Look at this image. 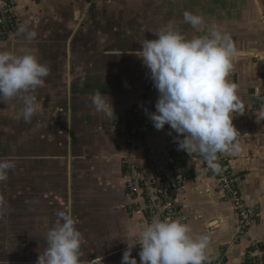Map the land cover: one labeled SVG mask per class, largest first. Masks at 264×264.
<instances>
[{"label": "crops", "instance_id": "0c3cea01", "mask_svg": "<svg viewBox=\"0 0 264 264\" xmlns=\"http://www.w3.org/2000/svg\"><path fill=\"white\" fill-rule=\"evenodd\" d=\"M172 1L175 9L169 11L157 0H11L19 29L8 38L0 36V51L22 54L34 48L50 68L45 86L36 90L38 110L30 122L19 115L20 103H0V159L16 165L0 182V197L20 190L23 232L40 238L31 249L36 261L20 264H37L47 231L62 222L59 211L71 214L82 233L81 264L101 256L103 264H121L124 238L144 224L130 211L134 200L126 190V171L143 168L145 152L139 138L129 146L117 128L128 123L134 109L155 111L158 91L135 53L169 23L186 39L210 36L216 26L234 44L228 79L237 86L243 114L233 118L240 133L237 147L223 153L242 206L258 215L239 235L238 211L219 182L201 171L197 152L187 164L188 181L174 199L193 233L208 238L204 264L216 259L259 264L264 257V120L256 118L264 110V0ZM186 11L201 16L204 24L185 23ZM21 29L36 33L30 44ZM96 93L112 101L110 118L92 106ZM173 139L183 136L158 130L148 143L160 154ZM137 249L132 256L140 264ZM4 260L0 264H12Z\"/></svg>", "mask_w": 264, "mask_h": 264}, {"label": "clouds", "instance_id": "9594fccd", "mask_svg": "<svg viewBox=\"0 0 264 264\" xmlns=\"http://www.w3.org/2000/svg\"><path fill=\"white\" fill-rule=\"evenodd\" d=\"M184 22L197 28L204 24L201 16L184 13ZM25 43L36 37L34 31L21 29ZM157 39L141 44L136 55L149 70V77L158 91L155 111L147 112L157 130L169 125L178 136L179 148L192 155L199 152L209 160L216 153L230 152L237 147L239 131L233 124L234 114H243L237 86L228 77L233 68L236 49L230 37L213 26L210 36L186 39L172 23L156 33ZM50 68L42 63L34 48L22 54L0 51V103L22 105L19 115L30 122L38 110V88L45 86ZM95 111L111 117L114 108L104 96H91ZM4 111V110H0ZM257 122L264 120V110L256 114ZM171 134V132L169 133ZM16 167L11 159H0V182L9 179ZM0 197V216L7 211ZM46 233L47 247L37 264H81L82 233L76 220L65 211ZM127 247L121 264H137L132 256L139 245L140 264H204L208 238L194 234L191 226L179 220H161L154 216L124 238ZM103 264V256L91 260Z\"/></svg>", "mask_w": 264, "mask_h": 264}, {"label": "built area", "instance_id": "2783aa9c", "mask_svg": "<svg viewBox=\"0 0 264 264\" xmlns=\"http://www.w3.org/2000/svg\"><path fill=\"white\" fill-rule=\"evenodd\" d=\"M18 29L19 22L11 0H0V36L8 38ZM117 130L123 133L129 146H133L134 138H139L145 152L144 167L126 171V190L134 200L130 211L142 216L143 221L149 223L154 216H158L161 220H179L187 224V219L174 199V194L186 185L190 174L187 171V164L195 153L191 155L186 150L180 149L179 141L176 139L172 140L167 151L155 153L149 146L148 139L158 130L154 128L146 112L141 113L136 109L130 112L128 123L118 127ZM160 131L166 135L175 132L167 124ZM197 155L201 161V171L219 182L224 198L232 201L238 211L239 235L246 234L254 224L258 211L242 206L226 156L220 152L209 160L199 152ZM168 170L171 171V175L168 174ZM137 250L140 251L139 245ZM212 264H223V260L216 259Z\"/></svg>", "mask_w": 264, "mask_h": 264}, {"label": "rangeland", "instance_id": "374dc122", "mask_svg": "<svg viewBox=\"0 0 264 264\" xmlns=\"http://www.w3.org/2000/svg\"><path fill=\"white\" fill-rule=\"evenodd\" d=\"M157 2L163 6L166 5V7L170 9L169 11L175 9V1L170 2V0H157ZM177 16L181 17L180 14H177ZM19 179L20 178L18 177L17 180ZM0 191L4 196V191L2 188ZM12 191V195H10L11 197L7 199L3 198L6 201L8 208L7 211L2 216H0V262L5 261L4 259L12 264H20L22 261H27L28 263L30 261H36V258L33 257L34 254H32L31 249L35 246L37 240L40 238L36 236H27L26 232H23V226L25 224L22 225L23 219H20V213L22 209L20 190L13 189ZM4 247L8 248L7 253L6 251L4 253ZM22 249L25 250V255L21 257ZM258 263L264 264V257L258 260Z\"/></svg>", "mask_w": 264, "mask_h": 264}]
</instances>
